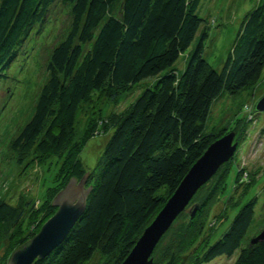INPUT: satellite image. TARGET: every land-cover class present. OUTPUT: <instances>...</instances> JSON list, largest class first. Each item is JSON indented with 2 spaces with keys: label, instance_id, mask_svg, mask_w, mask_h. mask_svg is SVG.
<instances>
[{
  "label": "trees",
  "instance_id": "obj_1",
  "mask_svg": "<svg viewBox=\"0 0 264 264\" xmlns=\"http://www.w3.org/2000/svg\"><path fill=\"white\" fill-rule=\"evenodd\" d=\"M57 1L0 0V81L31 34L52 20L50 7ZM60 1L70 7L71 29L53 49L49 81L32 119L12 144L22 152L19 156L25 158L27 151L45 157L61 155L81 104L93 93L104 92L115 101L144 80L156 78L157 83L142 92L111 132L99 170L89 181L91 190L81 219L57 249L34 264H86L95 254L122 264L190 168L210 144L227 134L208 132L213 105L224 94L236 97L253 87L262 75L264 5L243 18L218 72L204 59L207 34L201 32V0ZM196 38L179 75L175 64ZM260 189L264 192V184ZM213 193V188L202 187L194 196L195 216L199 203L205 205ZM257 204L253 198L233 219L227 215L230 226L214 243L216 237L206 241L197 256L199 264L221 258H234L233 264H264V242L250 246L264 230L263 225L249 235ZM20 218L17 209L0 200V234L6 235ZM195 226L190 217L182 223L169 254L154 264H177V253L192 238ZM205 226V221L196 226L199 238Z\"/></svg>",
  "mask_w": 264,
  "mask_h": 264
},
{
  "label": "rangeland",
  "instance_id": "obj_2",
  "mask_svg": "<svg viewBox=\"0 0 264 264\" xmlns=\"http://www.w3.org/2000/svg\"><path fill=\"white\" fill-rule=\"evenodd\" d=\"M261 5L264 0H201L198 15L204 20L201 32L207 34L204 59L212 69L221 70L243 18ZM49 14L52 20L45 22L42 30L39 28L31 34L18 50L17 60L8 68L5 79L0 81V200L7 201L21 213L18 223L6 235L0 234V264H8L12 253L34 238L56 214L57 206L52 202L71 178L77 186L89 173L82 189L90 187L89 181L99 170V161L111 132L142 92L157 83L156 78L144 80L115 101L104 92L93 93L81 104L69 142L61 155L45 157L27 151L26 157L22 158L19 156L22 152L14 150L12 144L32 119L40 92L49 81L47 67L51 53L68 35L72 24L70 7L60 0L50 7ZM197 42L196 38L182 56L184 58L175 64L179 75L185 70V58L191 55ZM263 98L264 69L253 87L244 89L236 97L224 94L213 105L206 125L208 132L234 134L236 151L203 186L214 190L210 201L205 205L199 203L197 216L191 218L197 203L191 200L156 246L151 256L153 264L161 258L160 262L164 261L178 227L189 217L194 218L196 226L205 221V232L199 238L195 226L192 238L185 241L177 253V264H199L197 256L204 251L206 241L216 237L214 243L230 226L231 220L225 222L227 215L233 219L253 198H257L258 204L249 235H255L263 227L264 192L260 188L264 184V111L255 110ZM233 262L234 258H221L211 264ZM86 264H113V260L95 254Z\"/></svg>",
  "mask_w": 264,
  "mask_h": 264
},
{
  "label": "water",
  "instance_id": "obj_3",
  "mask_svg": "<svg viewBox=\"0 0 264 264\" xmlns=\"http://www.w3.org/2000/svg\"><path fill=\"white\" fill-rule=\"evenodd\" d=\"M255 110L264 111V98L256 104ZM233 141L234 134L230 133L208 146L152 223L143 231L122 264H153L151 258L153 252L175 220L186 210L193 197L220 167L232 159L237 147ZM88 175L89 173L85 174L77 186H75V179H70L64 191L52 202V205L57 206L56 214L44 224L34 238L28 241L27 245L17 248L12 253L8 264H34L35 261L49 256L66 239L86 209L91 187L83 190L82 185ZM197 209L198 205H195L191 218ZM263 242L264 230L250 241V246Z\"/></svg>",
  "mask_w": 264,
  "mask_h": 264
},
{
  "label": "bare ground",
  "instance_id": "obj_4",
  "mask_svg": "<svg viewBox=\"0 0 264 264\" xmlns=\"http://www.w3.org/2000/svg\"><path fill=\"white\" fill-rule=\"evenodd\" d=\"M57 249V248H56Z\"/></svg>",
  "mask_w": 264,
  "mask_h": 264
}]
</instances>
